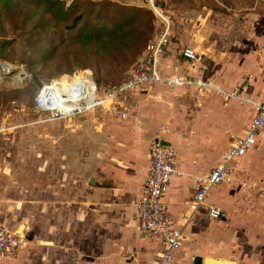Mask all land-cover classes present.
I'll use <instances>...</instances> for the list:
<instances>
[{
    "label": "crops",
    "instance_id": "0c3cea01",
    "mask_svg": "<svg viewBox=\"0 0 264 264\" xmlns=\"http://www.w3.org/2000/svg\"><path fill=\"white\" fill-rule=\"evenodd\" d=\"M258 4L259 0L250 6L243 0L238 4L236 0H160L158 11L169 19L171 35L160 56V70L167 76L188 78L192 83L175 89L158 84L152 89L132 91L144 92V100L139 110L126 108V132H130L125 139L127 149L117 152L115 161H110L104 170L110 173L106 174L107 181L90 178L89 189H83L85 214L94 224L89 237L94 247L90 257L101 259L106 255L116 264H149L160 252V243L142 236L134 216L148 175L150 142L158 135L175 148L176 166L184 173L183 177L172 179L164 198L186 237L170 264H203L206 258L264 264V129L256 145L229 165L231 181L213 187L206 198L207 205L221 209L222 218H211L207 207L192 214L187 206L197 190L194 178L220 164L222 154L243 136L258 106L264 103L260 73L264 63V26L254 24V35L249 29L247 34L252 41L246 49L234 41L233 29L238 27L245 33L250 23L215 25L216 18L223 14L240 19L241 11ZM251 17L256 22L264 19L257 14ZM164 27L163 23L161 28ZM185 47L195 50L198 59L192 62L184 58ZM0 63V78L4 80L3 84L0 79V85H7L6 75L15 72V68L5 70L9 63L1 58ZM72 103L77 104V100L73 98ZM101 166L98 171H102ZM19 199L16 196L14 200H0V224L24 239L18 256L2 259L0 264H58L53 261V253L61 255L64 245L73 240L67 232V206L48 203L47 210L51 212L47 214V233L39 238L38 233L29 234L32 228L24 221L30 216L24 201ZM32 203L37 207L41 204ZM57 209L64 212H55ZM20 225L24 226L23 235L17 231ZM85 241L76 239L83 246Z\"/></svg>",
    "mask_w": 264,
    "mask_h": 264
},
{
    "label": "rangeland",
    "instance_id": "374dc122",
    "mask_svg": "<svg viewBox=\"0 0 264 264\" xmlns=\"http://www.w3.org/2000/svg\"><path fill=\"white\" fill-rule=\"evenodd\" d=\"M158 1L160 2V0L47 2L49 13L42 18L50 20L57 28H62L71 19L70 16L87 3H115L123 7L143 8L142 14L145 17L133 18L125 23L126 39L120 37L122 31L118 30L111 40L112 45L108 48L101 42L84 44L79 40L75 41L67 34L64 35L65 39H61L60 36L54 35L55 29L50 25L35 31L31 36L25 35L28 33L27 28L33 26L35 29L38 16L34 17L32 22L23 25L26 27L23 29L19 23L27 16L25 11L18 14L15 7L11 10L3 2L0 3L2 12L0 21L4 29V35L0 34V58L15 68V72L6 75L8 84L0 85V200L2 197L7 200L20 197L19 200L24 201L25 211L30 216L24 221L29 224L28 228H32L29 234L38 233L39 238H43L47 233L45 230L47 214L51 212L47 210L48 203L60 207L67 206L65 209V220L69 223L67 232L73 240L64 245L63 250L66 251L61 250V255L58 256V252L53 253V261L58 264H116L106 255L101 256V259L89 256L94 250L89 243L94 224L85 214L83 194L86 193H83V189H89L90 178L97 177L101 183L105 179L108 180L107 175L110 173L104 170L110 161H115L113 159L116 158L117 152L127 149L125 139L130 132H126L128 131L126 124L129 120L114 118L109 113L111 100L87 112L71 114L72 116L66 118H53L50 113L41 112L37 108L36 97L44 86L47 85L46 89L54 80L59 86L76 87L80 99L88 100L91 95L94 102L96 95L103 99L108 92L127 82L132 67L142 59L148 41L154 39L162 30L163 21L159 16ZM243 1L250 6L257 0ZM236 2L238 4L239 0ZM33 7L37 14L44 11ZM241 12L240 19L238 16L227 17L229 13L218 16L215 25L228 27L244 21L250 23L245 33L237 30L238 27L233 29L234 41L247 49L250 48L252 41V37L247 34L249 29L252 34L254 24L264 26V19L256 22L255 17H251L254 14L264 16V0H259L256 8ZM246 14L251 16L244 17ZM230 15L233 16V13ZM108 17L104 14L102 26L108 24ZM256 19H259L258 16ZM219 33L225 37V34ZM158 62L160 63V59ZM20 72L25 73L26 77L24 81L22 80L23 83L15 84L13 79ZM82 77L88 83L89 92H83L84 97L81 98ZM148 89L152 87L146 90ZM135 90L141 91L143 87L127 90L115 99L122 110L129 108L134 111L142 106L144 99L141 100V94L144 92H132ZM78 98H75V101H78ZM146 104L147 107H151L150 102L146 101ZM101 165L104 167L102 171H98ZM35 201H40L41 204L37 207L32 203ZM55 212L64 211L57 209ZM20 226L17 231L23 235L24 229L21 230ZM80 237L81 240H87L83 242L85 246L76 242ZM29 238L30 235L26 236V239ZM84 249L86 258L82 255ZM57 256L62 258L59 259Z\"/></svg>",
    "mask_w": 264,
    "mask_h": 264
},
{
    "label": "built area",
    "instance_id": "2783aa9c",
    "mask_svg": "<svg viewBox=\"0 0 264 264\" xmlns=\"http://www.w3.org/2000/svg\"><path fill=\"white\" fill-rule=\"evenodd\" d=\"M159 16L165 27L154 39L148 41L143 57L132 67L128 81L124 82L119 88H115L111 92H108L103 99H99L96 95L93 104H88L84 102L83 99H79L77 106L72 107L70 100L67 101L63 99V106L67 108L66 110L75 109L71 111L73 115H75L90 111L102 105V103L104 104L106 101L110 102L111 100L108 108L109 113L113 115L114 118L126 119L128 116L126 109L122 110L121 106L115 101L123 92L132 90L135 87H143V89H145L154 87L158 84L172 89L191 85L192 82L188 78L176 75L166 76L160 72L158 61L160 56L164 53L166 45L170 42L171 35L169 32V19L160 14V12ZM182 55L192 62L198 59L196 51L189 47L182 49ZM260 73L264 85V63L260 66ZM53 81H51V83H53ZM46 86L43 87L36 97L37 108L41 112L50 113L53 118H66L72 116L66 115L61 110L56 112L48 110L47 106L44 104L46 101L42 100ZM59 97L62 98L64 96L56 93L54 99H59ZM263 129L264 103L258 106L256 115L243 136L236 138L232 146L222 154L220 164L211 169L206 175L194 178L197 184V190L194 197L187 202L188 209L192 214L197 212L201 207H207L208 215L211 218H222L223 213L221 209L213 205H207L206 198L213 187L231 181L232 176L229 165L233 161L244 156L256 145L257 138ZM176 156L175 148L169 144H165L158 135L151 140L148 175L144 183L143 195L136 203V212L134 214L138 221L142 236L158 241L161 245L160 252L157 253L154 260L149 264H170L173 261L174 254L182 247L186 239L182 227L176 225L173 213L164 203V198L168 193L172 179L184 176L183 171L179 170L176 166ZM23 242V236L8 230L5 225L0 224V261L5 258L15 259L22 248Z\"/></svg>",
    "mask_w": 264,
    "mask_h": 264
},
{
    "label": "trees",
    "instance_id": "16d2710c",
    "mask_svg": "<svg viewBox=\"0 0 264 264\" xmlns=\"http://www.w3.org/2000/svg\"><path fill=\"white\" fill-rule=\"evenodd\" d=\"M49 1L59 0H0V3L3 2L4 5L11 10L15 7L18 14L25 11V14L28 17L26 16L21 23H19L22 25L23 29L26 28L24 27L26 23L32 22V19L38 16L37 22L35 23V29L33 26L27 28L28 33L25 32V35L31 36L35 31L42 30L46 25H50L52 29H55L54 35L58 37L60 36L61 39H65L64 35L67 34L70 37L72 36L75 41L79 40L84 44L101 42L106 48L112 45L111 40L117 34L118 30H120V32L122 31L120 37L126 39L124 31L125 23L130 22L133 18L145 17L144 14H142V10H144L143 8L138 9L129 6L123 7L115 3H87L86 5H83L77 13L70 16L71 19L67 21L62 28H57L50 20L42 18L46 17L47 13H49V6L47 4ZM33 6H36L38 9H43L44 11L37 14V12L34 11L35 9ZM28 7H32V9H29ZM148 12L150 13L151 11ZM104 14L109 16L108 24L106 26L101 25ZM1 18L2 12L0 11V20ZM41 21L43 22L40 23ZM3 33L4 29L0 21V34L4 35ZM80 85V96L82 98L84 97V95H82L83 92H89L88 83L84 77H82Z\"/></svg>",
    "mask_w": 264,
    "mask_h": 264
},
{
    "label": "bare ground",
    "instance_id": "6f19581e",
    "mask_svg": "<svg viewBox=\"0 0 264 264\" xmlns=\"http://www.w3.org/2000/svg\"><path fill=\"white\" fill-rule=\"evenodd\" d=\"M6 66V65H5ZM12 68V65L8 64L6 67H5V70H8ZM4 72V71H3ZM1 81H3L2 83H4V80H2L3 78L1 77L0 78ZM24 79V74L21 73V74H18L14 77V83L15 84H20L22 82V80ZM60 87V88H59ZM57 94H62V96L64 97H59V99H54L55 95ZM73 98H76L75 97V94H74V89L69 86V85H63V86H59V84L54 81L53 84H51V86L47 87L45 90H44V93H43V96H42V100L43 101H46V103H44L48 110L52 111V112H56L58 110H61L63 111V113H65L66 115H71L73 114L71 111L75 110V109H68L66 110L67 108L65 106H63V102L62 100L63 99H66L67 101H71L72 103V99ZM80 99V98H78ZM78 102V101H77ZM84 102L88 103V104H93V100L91 98V95L89 97L88 100H84ZM43 103V102H42ZM44 106V105H43ZM72 107H76L77 104H74L72 103L71 104ZM65 109V110H64ZM24 227L21 226V229H23ZM19 235V234H18ZM207 264H229V263H225V262H216V261H213V260H209L207 262Z\"/></svg>",
    "mask_w": 264,
    "mask_h": 264
},
{
    "label": "water",
    "instance_id": "95a60500",
    "mask_svg": "<svg viewBox=\"0 0 264 264\" xmlns=\"http://www.w3.org/2000/svg\"><path fill=\"white\" fill-rule=\"evenodd\" d=\"M208 260H213V261H216V262H225V263H229V264H234L233 262H231V261H225V260H221V259H211V258H206L205 260H204V263L203 264H207V261Z\"/></svg>",
    "mask_w": 264,
    "mask_h": 264
}]
</instances>
